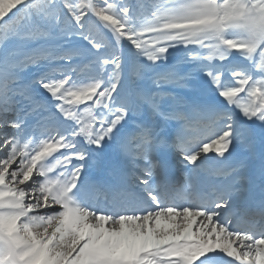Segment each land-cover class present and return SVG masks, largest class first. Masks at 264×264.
Instances as JSON below:
<instances>
[{"label": "snow or ice", "instance_id": "snow-or-ice-1", "mask_svg": "<svg viewBox=\"0 0 264 264\" xmlns=\"http://www.w3.org/2000/svg\"><path fill=\"white\" fill-rule=\"evenodd\" d=\"M0 264H264V0H0Z\"/></svg>", "mask_w": 264, "mask_h": 264}]
</instances>
